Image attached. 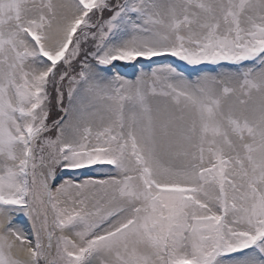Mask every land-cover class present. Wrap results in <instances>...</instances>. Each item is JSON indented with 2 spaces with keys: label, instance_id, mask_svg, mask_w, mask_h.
I'll use <instances>...</instances> for the list:
<instances>
[{
  "label": "snow or ice",
  "instance_id": "snow-or-ice-1",
  "mask_svg": "<svg viewBox=\"0 0 264 264\" xmlns=\"http://www.w3.org/2000/svg\"><path fill=\"white\" fill-rule=\"evenodd\" d=\"M0 264H264V0H0Z\"/></svg>",
  "mask_w": 264,
  "mask_h": 264
},
{
  "label": "rangeland",
  "instance_id": "rangeland-1",
  "mask_svg": "<svg viewBox=\"0 0 264 264\" xmlns=\"http://www.w3.org/2000/svg\"><path fill=\"white\" fill-rule=\"evenodd\" d=\"M120 72H122L124 74V76L128 79H134L135 76L138 74L139 72V68H132L130 66H127V67H121L118 69ZM145 71H148L149 69L147 67H145L144 69ZM68 171L69 175L66 176L65 178H69V176L71 175V170H66ZM75 171H78V172H86L87 169H79V170H75ZM90 175L92 176H98V175H101L100 173H90ZM72 178H75V177H72ZM83 179V178H81ZM20 223L21 225L25 228V229H30V223L27 222L26 218H21L20 220ZM26 224L28 227H26Z\"/></svg>",
  "mask_w": 264,
  "mask_h": 264
},
{
  "label": "bare ground",
  "instance_id": "bare-ground-1",
  "mask_svg": "<svg viewBox=\"0 0 264 264\" xmlns=\"http://www.w3.org/2000/svg\"><path fill=\"white\" fill-rule=\"evenodd\" d=\"M26 227H28L27 224H26Z\"/></svg>",
  "mask_w": 264,
  "mask_h": 264
}]
</instances>
